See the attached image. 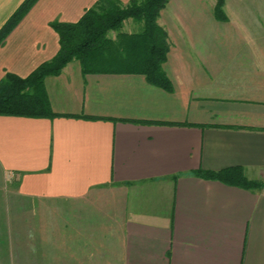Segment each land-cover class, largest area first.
Wrapping results in <instances>:
<instances>
[{
  "label": "crops",
  "instance_id": "obj_1",
  "mask_svg": "<svg viewBox=\"0 0 264 264\" xmlns=\"http://www.w3.org/2000/svg\"><path fill=\"white\" fill-rule=\"evenodd\" d=\"M23 1L0 0V28ZM99 1L37 0L0 45V81L52 59V22ZM216 2L160 12L172 91L78 62L45 79L54 116L0 114V264H264V188L198 175L264 180V23L218 20Z\"/></svg>",
  "mask_w": 264,
  "mask_h": 264
},
{
  "label": "trees",
  "instance_id": "obj_2",
  "mask_svg": "<svg viewBox=\"0 0 264 264\" xmlns=\"http://www.w3.org/2000/svg\"><path fill=\"white\" fill-rule=\"evenodd\" d=\"M37 0H24L0 28V45L27 14ZM169 0H130L126 5L118 0H100L85 11L76 22H52L59 34V50L50 60L41 63L29 75L7 72L0 81V114L23 116H54L45 89V79L58 75L71 61L80 63L87 73H138L147 81L166 91L173 84L164 70L170 48L166 31L158 24L161 10ZM225 0H217L215 17L227 20ZM132 17L142 22L136 32H120L118 41L109 31L122 28ZM95 117V116H93ZM142 123H166L154 120H134ZM198 175L218 179L232 185L264 188V180L249 179L243 168L229 167L219 171L200 170Z\"/></svg>",
  "mask_w": 264,
  "mask_h": 264
},
{
  "label": "rangeland",
  "instance_id": "obj_3",
  "mask_svg": "<svg viewBox=\"0 0 264 264\" xmlns=\"http://www.w3.org/2000/svg\"><path fill=\"white\" fill-rule=\"evenodd\" d=\"M227 2L229 3L228 8L226 10L224 8L225 13L227 15V19L257 20V21H261L262 23H264V0H228ZM128 21H136V23H138V27H133V24L131 26H128ZM141 28H142V22L137 21L132 17H129L123 21L122 28L118 30H112V31L110 30L108 33V36L112 38L114 41H118L120 32L131 33V32L140 31ZM78 62L79 61L77 60H73L71 61V63L69 62L70 64L68 63L61 70L60 74L65 73L67 76L71 75V72L79 69L80 66ZM87 74H99V73H87ZM106 74H109V73H106ZM52 76H55V75H52Z\"/></svg>",
  "mask_w": 264,
  "mask_h": 264
}]
</instances>
